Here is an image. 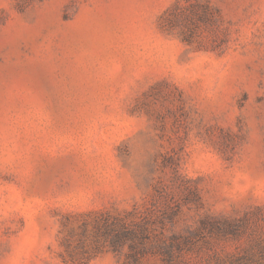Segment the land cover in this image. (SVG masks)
I'll list each match as a JSON object with an SVG mask.
<instances>
[{"label":"rangeland","instance_id":"1","mask_svg":"<svg viewBox=\"0 0 264 264\" xmlns=\"http://www.w3.org/2000/svg\"><path fill=\"white\" fill-rule=\"evenodd\" d=\"M0 264H264V0H0Z\"/></svg>","mask_w":264,"mask_h":264}]
</instances>
